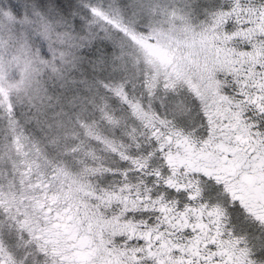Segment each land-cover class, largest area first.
<instances>
[{"label": "trees", "instance_id": "16d2710c", "mask_svg": "<svg viewBox=\"0 0 264 264\" xmlns=\"http://www.w3.org/2000/svg\"><path fill=\"white\" fill-rule=\"evenodd\" d=\"M55 1L60 11H65L68 10L67 3L74 0ZM168 2L198 23L211 20L215 14L227 15L222 21L224 35L221 36L233 37L221 39L220 45H224L223 51L231 47L243 52L242 59L247 67L243 71L225 73L223 92L229 99L224 113L226 118L213 117L209 112L211 107L203 104L182 76L176 75L175 83L161 82L152 88L136 49L119 32L128 46L119 50L120 56H115L111 73L102 72L90 79L89 68L84 65L82 69L67 68L60 80L49 77L50 70L46 74L49 79L42 76L45 72L39 74L42 79L35 83V96L38 98L40 90V95L46 99L58 100L54 104L55 117H43L38 107L40 104L32 101L28 113L36 118L27 121L30 127H26V132L37 145L40 143V148L58 167H64L72 174H89L87 177L92 180L89 182L105 200L104 203L94 199L101 204L99 214L107 226H116L109 234L102 232L110 242L109 252L105 251L106 248L98 250L93 222L80 220L85 237L81 250L89 253L93 262L124 264L123 259H131L129 264H156L157 260L164 264H224L220 258L207 257L205 250L208 249L196 240L190 218L185 216L190 208L204 206L225 214L224 218L221 217L226 228L217 231L222 238L209 245L210 251H216L218 245L219 249L226 251L224 246L237 243L247 249L244 255L252 263L264 264V182L260 179V183L253 185L261 177L256 175L250 181L252 175L235 161L218 162L219 166L211 165L198 172L193 178L195 185L189 186L174 175L177 170L171 168L167 158L172 141L207 142L219 133L216 124L220 121L222 124L245 125L264 137V118L250 105L242 106L249 94L253 98L264 95V40L257 37L250 44L246 43L239 34L243 25H238L239 17L248 11L264 9V0L249 1L242 7L235 4V0ZM62 57L57 54L55 59L58 61ZM129 57L133 62L124 61ZM200 63L194 61L190 66L203 69L200 76L210 78L215 75L211 74L212 63L207 66ZM84 72L86 80L81 79ZM116 89L122 93L116 94ZM216 102L221 103L219 99ZM133 105L149 110L148 124L135 114ZM103 137L115 146L112 143L106 145ZM218 150L215 147L217 157L221 155ZM245 175L249 182L245 181ZM238 176L242 182L234 186ZM240 186L249 189L242 193ZM18 229L0 210V236L7 251L18 258L21 256L23 264H54L37 243L28 241L27 236H24L25 241L22 240ZM113 252L116 254H109ZM149 252L155 255L151 256ZM70 259L74 264H88L73 251Z\"/></svg>", "mask_w": 264, "mask_h": 264}, {"label": "rangeland", "instance_id": "374dc122", "mask_svg": "<svg viewBox=\"0 0 264 264\" xmlns=\"http://www.w3.org/2000/svg\"><path fill=\"white\" fill-rule=\"evenodd\" d=\"M249 1L260 0H235V4L242 7ZM172 4L168 0H74L67 3L68 10L60 11L55 0H0V210L17 225L22 240L25 241L24 236H27L28 241L37 243L54 264H74L70 259L72 251L88 264H99L81 250L85 237L80 220L93 222L100 251L104 248L107 251L110 245L107 235L102 232L109 234L116 226H107L99 214L101 204L98 201L105 203V200L90 183L89 174H72L68 169L58 167L40 148V143L37 145L26 132V127H30L27 121L36 118L28 113L32 101L40 104L43 117H55L54 104L58 100L46 99L40 95V90L37 92L40 100L35 96V83L40 73L45 72L42 76L49 79L46 74L50 70L49 77L60 80L67 68L82 69L84 65L89 68L90 79L102 72L111 73L115 56H120L119 50L128 46L118 34L121 32L144 63L152 88L161 82L175 83L176 75L182 76L203 104L211 107L209 112L213 117L226 118L224 113L229 99L223 92L225 75L247 67L242 59L243 52L231 47L223 51L224 45H220L221 39L233 37L221 36L224 35L222 21L227 15L215 14L211 20L198 23ZM239 20L238 25H243L239 34L246 43L250 44L257 37L264 40V9L248 11ZM57 54L63 56L58 61L55 59ZM128 60L133 62L130 57L124 59L125 62ZM194 61L201 62V66L212 63L210 70L215 75L210 78L200 76L203 69L190 66ZM82 77L86 80L85 72ZM244 90L247 92L248 88ZM121 93L116 89V94ZM132 109L148 124L149 110L140 105H133ZM216 129L219 133L207 142L172 141L167 158L171 168L177 170L174 175L179 181L193 186V178L206 167L235 161L252 175L250 181L256 175L261 177L253 185L260 183V179L264 182L263 135L245 125L222 124L221 121L217 122ZM103 141L108 146L111 143L115 146L104 137ZM215 147L220 150L219 157ZM246 176L245 181H248ZM239 179V176L235 179L234 186L242 182ZM246 188L240 186V192L246 193L249 189ZM201 207L190 208L185 216L190 218L196 240L208 249L205 250L207 257L220 258L224 264H249V261L254 264L244 255L247 249L237 243L224 246L226 251L219 249V245L216 251L209 250L211 243L222 238L217 231L226 228L222 225L225 214ZM128 261L131 259H123L124 264H129ZM0 262L23 264L21 256L18 258L7 251L1 236Z\"/></svg>", "mask_w": 264, "mask_h": 264}, {"label": "snow or ice", "instance_id": "6c2138e0", "mask_svg": "<svg viewBox=\"0 0 264 264\" xmlns=\"http://www.w3.org/2000/svg\"><path fill=\"white\" fill-rule=\"evenodd\" d=\"M93 12H95V9H92ZM251 106L252 109L261 116V118H264V95H261L259 98H253L250 94H249V98L247 101H243L242 102V106L243 107H247V106ZM256 127H259V124L256 125ZM149 255L154 256L155 254L152 252H149ZM156 264H164V262L162 260H157ZM249 264H251V262L249 261Z\"/></svg>", "mask_w": 264, "mask_h": 264}]
</instances>
